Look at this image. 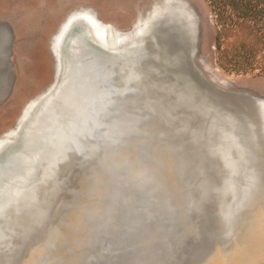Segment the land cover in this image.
<instances>
[{"label":"rangeland","instance_id":"1","mask_svg":"<svg viewBox=\"0 0 264 264\" xmlns=\"http://www.w3.org/2000/svg\"><path fill=\"white\" fill-rule=\"evenodd\" d=\"M211 1L0 0V264H264V235H244L264 224V189L241 208L264 185V37L251 12L220 0L218 21ZM84 10L114 30L73 16ZM68 52L72 79L92 65L97 128L51 164L63 145L40 125L77 108L71 82L42 103Z\"/></svg>","mask_w":264,"mask_h":264},{"label":"bare ground","instance_id":"2","mask_svg":"<svg viewBox=\"0 0 264 264\" xmlns=\"http://www.w3.org/2000/svg\"><path fill=\"white\" fill-rule=\"evenodd\" d=\"M182 1H184V0H182ZM185 3H186V1H185ZM166 4V3H165ZM167 4H169V3H167ZM187 4V3H186ZM170 5V4H169ZM164 8V7H163ZM162 8V9H163ZM167 8H165V10H166ZM193 11V10H192ZM155 14V13H154ZM73 16H75V17H77L78 19L80 18H87L89 21H96L97 23H99L103 28H105V30L107 31V32H112V30H114V27H113V25L112 24H108V23H106V22H103V21H101L96 15H95V12H93V11H89V10H84L83 12H81V11H79V12H76L75 13V15H73ZM76 18V19H77ZM194 18H195V16H194ZM148 21V20H147ZM147 21L145 22V23H147ZM85 25V24H84ZM145 25V24H144ZM97 26V25H96ZM192 26H194L193 27V29H192V32H193V34H194V30H195V27H196V21L195 22H193L192 23ZM93 27V26H92ZM98 27V26H97ZM90 28V27H89ZM93 30H94V28H93ZM97 30V29H96ZM72 31V33L71 34H68V35H70L69 36V38L71 39V40H69V45L71 46V44L70 43H72V41L75 39H77V38H75V36H77L76 34H75V32L76 31H74V30H72L71 28H70V30H69V33ZM95 31V30H94ZM98 35H99V33H97V37H98ZM67 36V35H66ZM123 36V35H122ZM106 37V36H105ZM193 36L191 35V38H192ZM68 38V39H69ZM108 38V37H107ZM99 39H101V38H99ZM78 41H79V39H77ZM120 40V39H119ZM118 40V41H119ZM100 41V40H99ZM117 41V42H118ZM103 42H105V41H103ZM116 42V41H115ZM116 42V43H117ZM58 43V42H57ZM114 46V45H113ZM123 52H125V51H123ZM116 53V52H115ZM70 54H72L73 55V53L71 52ZM120 54H122L121 52H120ZM116 55H117V53H116ZM125 57V56H124ZM142 61H143V59H141ZM98 62V61H97ZM104 62V61H103ZM102 62V63H103ZM101 63V62H100ZM104 64V63H103ZM96 65V64H95ZM98 65V64H97ZM64 66V65H63ZM100 66H102V65H100ZM91 67H92V65L89 63L88 65H87V67L86 68H81L80 70H79V75H78V77H76L75 79H73V83H74V89H72L71 87H69V97H68V100L69 101H71V103H72V105H74L73 107L74 108H76V106H77V108L76 109H74L73 111H71V112H69V113H66V114H61V113H59V112H56V113H50V114H48V118L47 119H44L45 121H42L41 122V125H40V127H41V129H40V132H42V137H41V139L43 138V136L45 135V134H47V135H49L50 136V139H51V142H54V141H59V140H61V142H62V150L60 151V153L57 155V157H55L54 158V160L51 162V164L52 163H54V162H56L59 158H63V157H65L64 155H65V153H66V151L67 150H69V149H71V148H73V149H75V150H77V151H80L81 150V148H83V147H81V144H79L78 142H76V140L77 139H75L76 138V136L79 134H81V133H87V132H89V135L90 134H92V133H90V130L91 129H93V127L91 128V126H92V121L94 120L93 118H92V116H91V114H90V111H92L93 110V108H94V97H95V95H94V92L93 91H91V90H89V89H86L85 88V85L87 84V82L88 81H91V79L90 78H92V75H91ZM94 68H96L95 66H94ZM99 69V68H98ZM94 70V69H93ZM94 73V72H93ZM95 75H97V74H95ZM105 78H107V77H105ZM106 80V79H105ZM108 80V79H107ZM93 82V81H92ZM109 82V81H108ZM96 83V82H95ZM53 94H54V92H53ZM111 95V94H110ZM52 97L51 96H48L47 98H45L44 99V101H43V105L47 102V101H49V99H51ZM96 99V98H95ZM106 100V99H105ZM96 102V101H95ZM122 102V101H121ZM83 104H87V107H88V111H87V114H85L86 115V118H84L85 116H84V113L82 112V110H84V107H83V109H82V105ZM121 104V103H120ZM43 105H42V107H43ZM96 105V104H95ZM42 107L38 110V112H37V115L40 113V111H41V109H42ZM96 107V106H95ZM94 110H95V108H94ZM57 114L58 115H62L58 120L59 121H62V127H60V128H57L56 126H55V124L57 123V121H55V120H57V118L55 117V116H57ZM94 123H96L95 121H94ZM94 123H93V125H94ZM105 124V123H104ZM230 124L231 125H234L235 126V123H233L232 122V120L230 119ZM95 125H97V123L95 124ZM94 125V126H95ZM59 127V126H58ZM87 127V128H86ZM96 127V126H95ZM106 127V126H105ZM97 128V127H96ZM107 128V127H106ZM110 129V128H109ZM72 130V131H71ZM107 131V130H106ZM88 134V133H87ZM89 135H87L89 138H91V136H89ZM94 135V134H93ZM93 137V136H92ZM52 138H53V140H52ZM252 138V137H251ZM1 139V138H0ZM93 139V138H92ZM79 140V139H78ZM80 142H82V141H80ZM110 143H111V141H110ZM226 143V142H225ZM228 143V142H227ZM91 143H89V145H90ZM93 144V143H92ZM225 145V144H224ZM223 145V146H224ZM83 146V145H82ZM90 146H92V145H90ZM89 146V147H90ZM85 147V146H84ZM87 148V147H86ZM92 148V147H91ZM96 147L94 146V149H95ZM226 148V146H224V149ZM226 151H227V148H226ZM95 152V151H94ZM228 152V151H227ZM85 153V152H84ZM89 154V153H88ZM91 154V153H90ZM226 154V153H225ZM88 156V155H87ZM86 156V157H87ZM227 156V155H226ZM90 157V156H89ZM226 160H227V158H226ZM225 159H224V161H226ZM228 161V160H227ZM226 161V162H227ZM228 164H229V161H228ZM177 166V171L178 172H180V169H179V165H178V163L176 164ZM187 166V165H186ZM190 166V165H189ZM188 167V166H187ZM228 167V166H227ZM190 168V167H189ZM229 168V167H228ZM235 172V171H234ZM232 173V172H231ZM238 173V172H237ZM235 174V173H234ZM233 175V174H232ZM230 177V176H229ZM233 177H231V179H232ZM235 178V177H234ZM233 180V179H232ZM235 180V179H234ZM237 181V180H236ZM231 181H229L228 182V184L230 183ZM248 183V182H247ZM233 184H234V182H233ZM262 184V183H261ZM248 185H250V184H248ZM162 186H163V183H162ZM250 186H252V185H250ZM249 186V187H250ZM259 186H261V187H259ZM255 190H254V192L251 194V198H247V197H245V199L244 200H240L241 202H242V206L243 207H241V208H243V209H245V212H248V210H250L251 209V202H258L257 200L259 199V196H260V194H261V192L260 191H262V189H264V185H259V184H256L255 185ZM234 188H238V190L237 191H239V189H241L242 188V186H240V185H234ZM243 190V189H242ZM242 190H240V192L242 191ZM167 191H169V190H167ZM170 192V191H169ZM249 192V191H248ZM241 193H243V192H241ZM241 193H239L240 195H241ZM239 196V195H238ZM237 196V197H238ZM242 196H243V194H242ZM244 196H246V195H244ZM236 197V198H237ZM224 198V197H223ZM244 198V197H243ZM247 198V199H246ZM238 199V198H237ZM236 199V200H237ZM235 200V201H236ZM238 201V200H237ZM236 203V202H235ZM237 204H238V202H237ZM240 205H241V203H240ZM236 206V205H235ZM239 206V205H238ZM237 209V208H236ZM243 209H241L242 211H243ZM6 212H7V210H6ZM5 213V212H4ZM191 213V212H190ZM5 214H7V213H5ZM242 215V214H241ZM244 215V214H243ZM264 216V215H263ZM241 219H242V217H241ZM169 221V220H168ZM242 222V221H241ZM253 225H251V223H248L247 224V226H246V233L247 234H244V235H246L245 236V238L246 237H249V235H250V231H252V233H251V235L253 234V233H257V234H259V236L260 237H262L263 235H264V224L262 225V226H260L258 223H252ZM230 225V224H229ZM18 226H19V224H18ZM235 226V225H234ZM238 226H240V224H238ZM236 227V226H235ZM234 227V228H235ZM251 227H252V229H251ZM239 230H237L236 232H235V234L238 232ZM211 232H209V234H210ZM209 234H208V236H209ZM214 234V233H213ZM203 236H205V235H203ZM227 236H234V234L233 233H227ZM211 237V236H210ZM209 238V237H208ZM13 239V238H12ZM16 239V238H15ZM204 240V239H203ZM8 249V248H7ZM12 250V249H11ZM5 255H6V253H5ZM8 255V254H7ZM5 257V256H4ZM7 260V259H6Z\"/></svg>","mask_w":264,"mask_h":264},{"label":"water","instance_id":"3","mask_svg":"<svg viewBox=\"0 0 264 264\" xmlns=\"http://www.w3.org/2000/svg\"><path fill=\"white\" fill-rule=\"evenodd\" d=\"M192 10V9H191ZM75 38H77V39H79L80 40V38L78 37V36H75ZM73 49H75V48H73V47H70V51H72ZM69 51V52H70ZM67 53V64H68V69H70L71 70V73H66L65 72V77L61 80V82H60V84H59V87L56 89V91H57V94H53V92L50 94V96L52 97L51 99L53 100V101H51V102H53V104L56 106V105H58V102H57V100H55V97H58V96H60V95H58V94H63L64 93V86H65V83L66 82H68V81H70L71 83H67L66 84V86H69V87H71L72 89H74V83L72 82V77H74V76H72V73H73V75L75 74V71H76V69H75V67H74V61H73V59H74V57H73V55L72 54H70V53ZM59 54L61 55V64L63 63L62 62V53H61V51L59 52ZM67 69V70H68ZM55 92V91H54ZM69 95V94H68ZM60 98V97H59ZM253 102H254V104H256L255 103V100H253ZM154 159H153V161H154V163H156V165H157V168L156 169H152V172H153V174H154V176H155V178H156V180H157V178L158 179H160L161 180V182L163 183V186H162V189L163 190H169V191H171L172 193H173V195H175L174 194V189L172 188V187H168L167 185H166V182H165V177H164V163L162 164V158L164 157L162 154L160 155V152H157V151H155L154 152ZM116 158L118 159V160H122V159H126V160H128L131 164H134L135 163V160H134V158L133 157H130V156H124V153L122 152L120 155H116ZM85 178H86V175L84 176ZM89 181L87 180V183H88ZM83 190H86V188H84ZM173 201H174V197H173V200H172V205H173ZM70 207H72V203H70ZM174 211H177L178 212V209L177 208H175L174 207ZM62 216H64V213H62L61 214V216L59 217V219H58V221L55 223V224H53V227L52 228H54V229H56L57 227H58V224L60 223V221H61V218H62ZM51 228V229H52ZM50 232H51V230H50ZM49 232V233H50ZM46 233L47 232H45L44 234H43V238L45 237V235H46ZM48 235V234H47ZM46 238H47V236H46ZM40 241H41V237L37 240V242H39L40 243ZM51 246H54L53 244H51ZM47 256L45 255V256H43L39 261H38V264H43V262H44V260H46V259H48V258H46ZM52 264H59L57 261H54Z\"/></svg>","mask_w":264,"mask_h":264},{"label":"trees","instance_id":"4","mask_svg":"<svg viewBox=\"0 0 264 264\" xmlns=\"http://www.w3.org/2000/svg\"><path fill=\"white\" fill-rule=\"evenodd\" d=\"M213 5L216 7L218 21H221L226 13L225 4L220 0H212ZM229 6L233 9L245 8L243 16L248 15L251 12V23H253V29L262 31L261 34L264 37V0H227Z\"/></svg>","mask_w":264,"mask_h":264}]
</instances>
